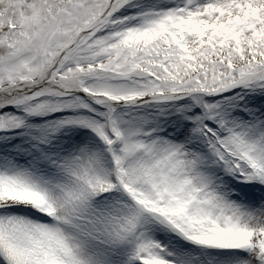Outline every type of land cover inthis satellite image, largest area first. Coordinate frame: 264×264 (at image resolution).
Segmentation results:
<instances>
[{
  "label": "snow or ice",
  "instance_id": "obj_1",
  "mask_svg": "<svg viewBox=\"0 0 264 264\" xmlns=\"http://www.w3.org/2000/svg\"><path fill=\"white\" fill-rule=\"evenodd\" d=\"M0 264H264V0H0Z\"/></svg>",
  "mask_w": 264,
  "mask_h": 264
}]
</instances>
